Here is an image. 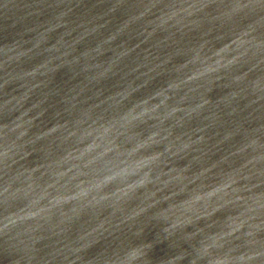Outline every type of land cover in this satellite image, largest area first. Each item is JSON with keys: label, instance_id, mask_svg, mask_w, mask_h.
Listing matches in <instances>:
<instances>
[{"label": "water", "instance_id": "obj_1", "mask_svg": "<svg viewBox=\"0 0 264 264\" xmlns=\"http://www.w3.org/2000/svg\"><path fill=\"white\" fill-rule=\"evenodd\" d=\"M0 264H264V0H0Z\"/></svg>", "mask_w": 264, "mask_h": 264}]
</instances>
